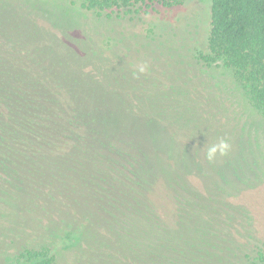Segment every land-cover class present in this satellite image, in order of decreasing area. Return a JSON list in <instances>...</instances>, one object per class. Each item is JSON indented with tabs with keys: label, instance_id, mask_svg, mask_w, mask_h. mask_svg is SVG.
I'll list each match as a JSON object with an SVG mask.
<instances>
[{
	"label": "trees",
	"instance_id": "1",
	"mask_svg": "<svg viewBox=\"0 0 264 264\" xmlns=\"http://www.w3.org/2000/svg\"><path fill=\"white\" fill-rule=\"evenodd\" d=\"M70 1L107 23L121 25L122 21H141L157 9L178 8L187 0ZM207 1L203 47L187 48L184 41L179 46L189 53L188 66L201 68L216 63L226 68L248 104L264 115V0ZM157 24H149L143 36L122 34L112 40L116 43L118 38L122 43L134 39L140 46L162 40L179 45L172 36L158 32L161 26ZM3 59L0 55V264H60L66 248L73 251L72 264H264V243L240 250L235 249L232 238L215 237L222 236L221 227L237 220L236 213L245 219L239 206L223 203L228 212L218 209L222 202L215 195L213 201L203 194L194 196L197 209H209L208 214H199V218L193 210L198 229L192 230V237H179L178 171L172 169L169 178L165 175L162 164H171L157 149L153 151L158 157L155 164L173 203L171 223L162 218L128 170L85 140L70 137L75 114L87 115L98 104L85 102L62 77L53 78L47 65L44 71L40 68L44 76L14 78ZM24 64L30 67L32 63L24 60ZM109 65L94 69L99 72ZM32 67L39 70L35 64ZM164 73L172 83L161 85L154 79L157 91L150 94L176 105L179 81L170 71ZM149 80L147 76L125 80V84L145 89ZM163 88L176 90L175 94L165 91L161 95ZM182 89L187 91L188 87ZM142 94V99L122 98L128 105L124 114L131 116L130 108L149 102L144 95L149 93ZM182 102L184 113L175 114V108L169 116L177 128L181 127L179 120L184 121L182 126L192 125L195 115L186 110L194 102L193 94ZM197 117L201 118L198 112ZM218 127L215 123V136L217 132L223 135ZM9 170L20 183L17 190L11 189L3 176ZM211 201L213 205H209ZM32 213L48 219L49 226L39 223L43 232L30 225L27 214L32 219ZM36 235L44 238L32 240Z\"/></svg>",
	"mask_w": 264,
	"mask_h": 264
},
{
	"label": "rangeland",
	"instance_id": "2",
	"mask_svg": "<svg viewBox=\"0 0 264 264\" xmlns=\"http://www.w3.org/2000/svg\"><path fill=\"white\" fill-rule=\"evenodd\" d=\"M122 22L107 23L70 0H0V55L14 78L44 76L47 65L53 78L62 77L85 102L98 104L87 115L75 114L70 137L85 140L128 170L162 218L171 223L173 203L155 164L158 157L153 151L157 149L163 160L171 164L168 167L161 163L165 175L169 178L172 169L178 171L175 178L179 180L182 216L179 237H192V230L198 229L193 210L199 218V214H208L209 209L201 207L206 211L201 212L193 203L196 194H203L212 201L215 195L222 202L218 209L223 212H228L223 203L239 206L246 219L236 213L237 220L223 226L226 229L221 227L222 236L215 237L232 238L235 249L240 250L264 243V115L248 104L229 70L216 63L201 68L188 66L189 53L179 47L183 41L187 48L203 47L208 1L187 0L178 8L157 9L141 21ZM151 23H158V32L172 36L179 45L162 40L140 46L135 45L134 39L122 43L117 42L118 38L116 43L112 40L122 34L143 36ZM24 60L32 63L30 67L37 65L39 70L31 69L39 74L26 67ZM105 63L109 67L99 72L94 69ZM164 71H170L179 81L175 83L180 86L179 95L174 98L176 105L170 106L158 94H150L157 91L152 84L154 79L161 85L172 83ZM147 76L151 80L145 89L125 84V80ZM183 86L188 87L187 91ZM163 89L161 95L176 91ZM142 93H149L144 94L149 102L130 108L131 116L124 114L128 105L122 98L142 99ZM191 93L194 102L186 110L195 113L193 124L182 126L184 121L179 120L181 127L177 128L173 118H169L170 112L178 108L175 114L184 113L182 101ZM215 123L223 135L217 132L215 136ZM221 139L228 141L230 151L210 163L205 157L207 145ZM3 176L11 189L20 187L10 170ZM212 201L209 205H213ZM27 215L30 225L40 232L44 231L40 221L42 227L49 226L44 216L32 213L31 219ZM34 238L44 237L36 235L32 238L36 241ZM60 260V264L74 263L73 251L64 249Z\"/></svg>",
	"mask_w": 264,
	"mask_h": 264
},
{
	"label": "clouds",
	"instance_id": "3",
	"mask_svg": "<svg viewBox=\"0 0 264 264\" xmlns=\"http://www.w3.org/2000/svg\"><path fill=\"white\" fill-rule=\"evenodd\" d=\"M141 71L143 69L141 68ZM231 145L228 143L227 140L221 139L217 143L208 144L205 157L211 163L214 162L217 156H226L230 151Z\"/></svg>",
	"mask_w": 264,
	"mask_h": 264
}]
</instances>
